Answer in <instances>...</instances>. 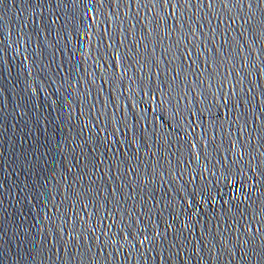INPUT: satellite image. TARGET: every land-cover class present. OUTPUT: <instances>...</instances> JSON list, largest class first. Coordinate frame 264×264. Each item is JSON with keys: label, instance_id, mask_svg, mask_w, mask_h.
Returning <instances> with one entry per match:
<instances>
[{"label": "water", "instance_id": "1", "mask_svg": "<svg viewBox=\"0 0 264 264\" xmlns=\"http://www.w3.org/2000/svg\"><path fill=\"white\" fill-rule=\"evenodd\" d=\"M0 264H264V0H0Z\"/></svg>", "mask_w": 264, "mask_h": 264}]
</instances>
